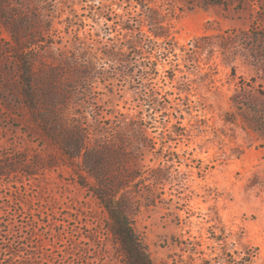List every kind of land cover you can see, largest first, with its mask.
<instances>
[{
	"label": "rangeland",
	"instance_id": "374dc122",
	"mask_svg": "<svg viewBox=\"0 0 264 264\" xmlns=\"http://www.w3.org/2000/svg\"><path fill=\"white\" fill-rule=\"evenodd\" d=\"M155 16L170 35L154 39L155 70L144 82L138 69L120 74L110 51L128 52L123 23L151 36ZM33 61L45 85L67 83L79 64L91 83L77 108L90 124L91 108L150 119L135 92L157 91L164 110L147 132L162 158L146 152L137 173L162 163L171 178L129 200L153 264H264V0H0V264H126L105 210L81 186L94 181L35 167L61 162L62 151L28 105Z\"/></svg>",
	"mask_w": 264,
	"mask_h": 264
},
{
	"label": "trees",
	"instance_id": "16d2710c",
	"mask_svg": "<svg viewBox=\"0 0 264 264\" xmlns=\"http://www.w3.org/2000/svg\"><path fill=\"white\" fill-rule=\"evenodd\" d=\"M101 9L103 7H98V10ZM105 14L111 21L109 11ZM131 22L129 19L122 25L124 29L129 30L126 31L128 38L125 44L123 43L128 52L116 45L110 54L117 60V71L120 74H129L133 79L134 71L138 69L141 76L139 79L144 82L146 75L155 70L158 62L150 59L158 50L154 39L167 40L170 35L165 32L167 28L157 16L150 21L149 31L152 37L142 31L140 23ZM131 54L136 56L135 59H129ZM160 54L161 51L155 56L158 58ZM72 64L74 65L69 69V79L65 84H60L58 80L50 85L38 81L35 78L34 61L33 72L31 67L27 69L33 74V81L29 75L24 89L28 94V105L33 108L34 120L48 143L62 151L61 162L57 161V157H51L47 161L38 158L34 162L35 167L53 170L67 166L76 169L78 176L83 180L92 179V184L83 183L81 186L95 197L105 210L109 231L121 246L126 264H153L132 224V204L129 200L140 196L142 191L153 197L154 193L170 181L173 167L163 168L162 163L157 168L147 167L140 175L137 173L139 160H143L146 152L156 151L158 143L149 137L147 128L151 121H157L155 114L164 110L163 105L157 91L143 83L139 88L136 87L135 95H140L147 105V112H152L149 114L150 119L146 120L142 111L131 116L128 122L126 115L119 111H112L113 117L106 119L96 116L88 101L86 109L91 108L94 120V124H90L86 113L80 109L85 108L89 94L88 83L91 81L82 76L83 71H80L79 64ZM75 74L81 75L77 77ZM74 100L77 102L74 103ZM155 154L157 160L162 158V153ZM169 160L173 161L172 158ZM4 168L0 164V172ZM4 174L0 173V179ZM136 181L139 183L135 184ZM155 202L149 201V206Z\"/></svg>",
	"mask_w": 264,
	"mask_h": 264
}]
</instances>
